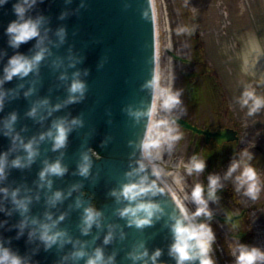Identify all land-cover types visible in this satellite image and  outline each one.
Here are the masks:
<instances>
[{"label": "water", "instance_id": "95a60500", "mask_svg": "<svg viewBox=\"0 0 264 264\" xmlns=\"http://www.w3.org/2000/svg\"><path fill=\"white\" fill-rule=\"evenodd\" d=\"M14 2L8 0L0 7V77L8 58L16 51L31 55L35 50V40L22 44L19 49L9 46L6 28L16 19L12 10ZM62 13H67L63 19L60 18ZM32 14H43L48 18L51 41H58L55 33L61 27L66 29L67 36L59 47L50 45L53 55L41 64L39 76L30 74L23 80L17 77L3 85L7 96L0 111V155L8 153L9 167L6 169L7 178L0 181V188H20L21 196H31L30 217L43 218L46 211H50L54 218L65 214L59 228L67 230L71 242L64 243L62 247L57 243L45 249L38 236L29 239L31 225L18 237V224L23 217L13 210L10 198L5 200L2 193L0 203L12 210V214L0 211V240L24 257L25 264H86L97 248L103 250L106 264L111 256H114L111 264H134L129 254L143 251L139 247L141 244L148 250L149 258L156 249L162 251L156 264H177L169 255V248L174 240L171 225L173 217L180 215V204L161 176L152 174L154 163L145 160L147 167L142 173L148 176L150 183L156 181L158 187L155 195L150 193L145 197L156 202L162 210L158 213L159 219L154 218L152 226L143 229L129 226L126 218L116 214V209L126 206L127 201L118 203L110 195L113 189H119L129 179L138 178H129L125 174L138 166L143 145L150 141L153 118L144 110L151 107L155 112L157 89L150 91L144 85L153 78L158 81L153 0H38ZM70 55L79 60L75 68H67ZM57 58L63 60L60 68L52 64ZM77 69L88 86L85 98L49 115L50 108L62 104L68 97L70 78L61 80L60 75L66 70L70 77ZM84 70H88V75H83ZM30 88L34 91L25 96ZM44 99L49 104L41 106L36 117L29 116L30 109ZM13 112L17 114V120L10 134L5 135L8 131L5 121ZM134 112L141 115L134 116ZM64 117L69 121L77 117L83 119V126L75 127L69 133L66 148L53 151L52 141L45 139L39 142V155L29 167L10 166L16 157H26L18 143L12 150L14 135L18 133L25 142L33 137L38 139L40 134L51 129L53 121ZM171 120L195 134L205 135L208 143L212 139L219 144L237 139V132L229 128L212 131L201 129L181 117L172 116ZM83 152H88L92 159L91 174L87 178L78 174ZM57 160L67 167V172L62 177H48L52 180L50 189L46 182L41 187L39 173L45 167V161L53 163ZM75 185L79 186L78 190L73 188ZM56 191H61L65 198L50 207L47 200ZM69 191L71 195H68ZM77 200L82 202L79 208ZM87 206L102 211L104 219L101 227L93 225L88 234H84L81 223L83 209ZM213 219L228 220L211 214L210 217H199L197 222L200 224ZM110 231L113 239L105 244V237ZM78 249L87 254L77 260L72 254ZM135 264L144 262L136 261ZM192 264H200V261Z\"/></svg>", "mask_w": 264, "mask_h": 264}, {"label": "rangeland", "instance_id": "374dc122", "mask_svg": "<svg viewBox=\"0 0 264 264\" xmlns=\"http://www.w3.org/2000/svg\"><path fill=\"white\" fill-rule=\"evenodd\" d=\"M153 2L158 42V88L149 142L156 143L158 136L180 137L163 143L159 149L166 171L158 159L154 163L162 170L161 177L171 192L189 213H194L198 207L191 199V192L199 183L205 188L211 214L221 215L218 204L223 197L210 198L208 195L211 176L220 178L215 194L226 184L227 195L234 192L244 203L247 219L252 221L249 225L235 229L219 219L200 223L210 226L215 235L210 252L215 264H236L234 251L240 245L264 250V106L250 115L252 101L249 100L248 105L243 103L247 92L264 100V0ZM203 52L215 70L213 75L202 64ZM184 59L191 60L190 64L185 65ZM176 92L180 93L181 104L165 107ZM171 116L182 117L200 127H232L239 117L238 128L247 140L251 137L255 142L243 147L229 143L224 150L218 146L209 149L204 146L202 137L172 121ZM193 158L206 162L202 172L189 174L187 169ZM235 162L240 166L229 174V168ZM249 167L257 174L259 192L255 199L246 194L247 185L238 180ZM230 210L236 214L241 211Z\"/></svg>", "mask_w": 264, "mask_h": 264}, {"label": "clouds", "instance_id": "9594fccd", "mask_svg": "<svg viewBox=\"0 0 264 264\" xmlns=\"http://www.w3.org/2000/svg\"><path fill=\"white\" fill-rule=\"evenodd\" d=\"M42 2V0H40ZM70 2V0H69ZM8 0H0V7L6 5ZM38 3V0H15L12 5L13 13L16 19L12 20L7 28L6 34L8 36L9 46L13 49H19L22 44L35 40L34 51L31 55L16 51L11 57L8 58L7 64L3 69V76L0 77V111L3 110L5 97L7 92L3 90V85L6 82H10L13 78H20L23 80L30 74L39 76L41 64L49 57L53 55L50 45H59L65 42L67 32L64 27L56 30L55 35L58 37V41H51L49 32L51 29L48 27V18L43 14L33 15V11ZM67 13L61 14L63 19ZM6 54V53H5ZM79 62L78 59L69 56V63L67 68H75ZM55 68H60L63 65V60L57 58L52 61ZM103 64H101V67ZM83 75H88V70H84ZM61 80H69L68 97L63 103H58L54 107L49 109V115L52 112L59 110L61 107L82 101L88 91V86L84 80L81 79V71L76 70L71 73L69 77L68 72L65 70L60 77ZM23 87V85H21ZM144 87L150 91H155L158 88V81L153 78L146 82ZM34 88H30L25 92V96L31 95ZM246 99L243 100L245 105H248L249 100L252 101V108L249 114L255 113L259 108L264 106V100L256 98L254 93H245ZM49 101L47 99L38 101L27 113L31 117H36L38 109L41 106H47ZM181 104L180 93L176 92L171 95V100L166 102L165 107L172 108ZM147 115L153 118L155 115L150 108L144 110ZM134 116H140V112L132 113ZM43 119V117H41ZM17 120V114L11 113L5 121V128L8 130L5 135L10 134L13 126ZM82 118H73L70 121L64 117L59 118L52 123L51 129L47 132L40 134L39 138L33 137L31 140L25 142L17 133L12 137L13 151L17 143L26 153V157H16L11 161L10 166L12 168H25L29 167L39 155L38 144L45 139L52 141V150L57 151L64 149L67 146L69 133L75 127H82ZM179 136H158L156 143H145L142 148L141 160L138 162V166L127 172L125 175L129 178L138 177L136 179H129L123 183L119 189H113L110 195L114 196L117 202L127 201L126 206L116 209V214L121 218H126L129 226H135L137 229H143L148 226H152L154 218L159 219L158 213L162 210L160 206L151 200L145 199L150 193L155 195L158 187L156 181L149 182V178L145 173L147 165L145 160L153 162L159 159V149L163 143H170L171 140H178ZM151 138H149L150 140ZM131 143V142H130ZM93 155L95 153L93 152ZM250 159V157H249ZM240 164L238 162L233 163L229 168V174L235 171ZM9 167L8 153L0 155V181L7 178L6 169ZM206 167V162L193 158L188 172H202ZM92 159L88 152L81 154V160L78 164V174L82 177H89L91 174ZM67 167L61 163L60 160L49 163L45 161V167L39 173V179L41 181L40 186L44 187L46 182L47 187H52V180L48 179L50 176L62 177L67 172ZM152 174L156 177H160L162 170L153 164ZM220 178L218 176H211L209 178V197L215 195L216 188L219 184ZM240 183L247 185V195L255 199L259 192L257 183V174L254 169L246 168L242 175L238 177ZM78 190L79 186H73ZM0 193L3 194L5 200H11L13 210L18 211L23 219L19 222L18 228L20 229L19 235H22L24 229L31 225L29 231V239L33 237L39 238L43 242L45 249H50L54 244L59 243L62 247L64 243L71 242V237L68 236L67 230L59 228L60 223L65 219V214H61L58 218H54L50 211H46L43 218L39 216L30 217V205L32 203V197L28 195L21 196V189H9L7 187L0 188ZM68 195H71L69 191ZM64 194L61 191H56L51 195L47 203L50 207H54L58 202H62ZM39 199V197H37ZM191 199L197 204V209L194 213H189L188 209L180 202V215L174 216V222L171 225L173 232V243L169 248V255L172 256L177 264H192V262L199 260L200 264H215L212 259L211 245L215 239V235L210 226L206 224H196L195 217L202 215L211 216V212L208 208V200L205 198V188L202 184H196L191 192ZM82 202L77 200L76 206L81 207ZM0 211L7 212L8 215L12 214V210L6 209L2 203H0ZM104 214L102 211L97 210L93 206H87L83 209L81 230L84 234L92 229L93 225L96 227L102 226ZM4 223H7L6 221ZM113 239V233L110 231L105 237L104 243L107 244ZM143 251H133L129 254L130 258L134 261L143 260L144 264H156L158 257L162 255L160 249H156L149 258V253L143 244L139 246ZM87 253L83 249H78L73 252L75 259L83 258ZM236 264H264V250L256 246L240 245L235 251ZM114 260V256L107 258V264H111ZM0 264H25L24 257L20 256L18 252L13 251L10 247H6L2 240H0ZM86 264H106L103 250L100 248L95 249L94 255L89 256Z\"/></svg>", "mask_w": 264, "mask_h": 264}, {"label": "flooded vegetation", "instance_id": "af4514ba", "mask_svg": "<svg viewBox=\"0 0 264 264\" xmlns=\"http://www.w3.org/2000/svg\"><path fill=\"white\" fill-rule=\"evenodd\" d=\"M203 58H201V59L203 60ZM183 62L185 63V65H188V64H190L191 60L184 59ZM200 62H202V61H200ZM202 64H204L207 67V69L212 68V66L210 65L208 60L202 62ZM212 69H213L212 71H210V72L208 71L210 75L215 74L214 68H212ZM193 74L194 73L188 74V75H193ZM239 122H240L239 117H236L235 125H233L231 127L237 131L239 139L237 141H233L231 143H235L238 147H243V145L249 144L251 142H255L253 140V138H251V137H249L251 139V141H249L250 139L249 140L246 139V137L244 136V133L238 128L240 126ZM194 125H197V124H194ZM197 126H199V125H197ZM225 127H229V126H204L201 128H205V129L210 128L212 130H217V129L225 128ZM251 132H253V130H251ZM200 137L203 138V142L205 143L204 146L206 145V147L207 148L210 147V149L218 146L224 150L225 149L224 147H226V145H228L226 143L225 145L221 146L214 140L211 141L210 144H207L205 137L204 136H200ZM252 144H254V143H252ZM226 188H227L226 184H224L223 188L219 190L218 194L213 196V198H215L217 196L218 199H221L223 197L222 200L220 201V203L218 204V211L221 213V215H220L221 217L228 218V220H221V221L225 222V223H229L235 229L242 228L246 224H248V225L251 224L252 221L250 219L249 220L247 219V209L244 208V203L239 198H237L235 196L234 192H231L230 196H228L226 193ZM225 208H227V209H225ZM230 209H235V210L240 209L241 211L236 214L234 212V210H230Z\"/></svg>", "mask_w": 264, "mask_h": 264}, {"label": "bare ground", "instance_id": "6f19581e", "mask_svg": "<svg viewBox=\"0 0 264 264\" xmlns=\"http://www.w3.org/2000/svg\"><path fill=\"white\" fill-rule=\"evenodd\" d=\"M158 163H161L162 165H163V167H164V170L166 171V169H165V162L163 161V158H162V155H161V153H160V156H159V159H158V161H157ZM168 176V175H167ZM164 181V180H163ZM164 183L167 185V183L164 181ZM167 187L169 188V186L167 185ZM169 190H170V188H169ZM171 191V190H170ZM174 195V194H173ZM174 197L176 198V196L174 195ZM176 200L179 202V200L176 198ZM179 204H180V202H179Z\"/></svg>", "mask_w": 264, "mask_h": 264}]
</instances>
